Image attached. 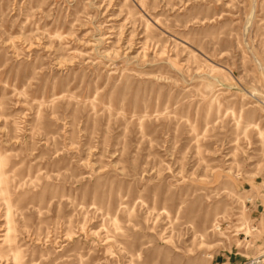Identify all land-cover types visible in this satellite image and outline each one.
Returning <instances> with one entry per match:
<instances>
[{"label": "rangeland", "instance_id": "rangeland-1", "mask_svg": "<svg viewBox=\"0 0 264 264\" xmlns=\"http://www.w3.org/2000/svg\"><path fill=\"white\" fill-rule=\"evenodd\" d=\"M263 248L264 0H0V264Z\"/></svg>", "mask_w": 264, "mask_h": 264}, {"label": "crops", "instance_id": "crops-1", "mask_svg": "<svg viewBox=\"0 0 264 264\" xmlns=\"http://www.w3.org/2000/svg\"><path fill=\"white\" fill-rule=\"evenodd\" d=\"M243 258L237 253H229L222 255V261L217 264H243Z\"/></svg>", "mask_w": 264, "mask_h": 264}, {"label": "built area", "instance_id": "built-area-1", "mask_svg": "<svg viewBox=\"0 0 264 264\" xmlns=\"http://www.w3.org/2000/svg\"><path fill=\"white\" fill-rule=\"evenodd\" d=\"M243 264H264V248L253 257L246 258Z\"/></svg>", "mask_w": 264, "mask_h": 264}]
</instances>
